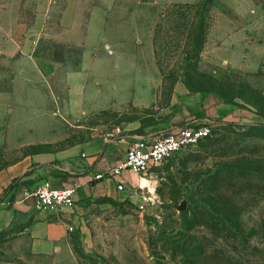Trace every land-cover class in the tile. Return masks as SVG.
Returning a JSON list of instances; mask_svg holds the SVG:
<instances>
[{"label": "rangeland", "instance_id": "1", "mask_svg": "<svg viewBox=\"0 0 264 264\" xmlns=\"http://www.w3.org/2000/svg\"><path fill=\"white\" fill-rule=\"evenodd\" d=\"M14 1L31 13L32 0ZM89 1L80 10L94 20L76 24V39H54L62 30L53 23L39 41L34 55L62 65L54 78L28 69L31 83L15 80L0 63V169L87 142L102 127L173 130L194 93L226 96L229 111L198 145L141 176L149 186L77 202L61 250L32 254L16 219L0 232V264H264V74L226 70L209 54L217 17L264 0ZM88 26L95 34L83 54ZM72 72L84 74L82 98L66 96ZM34 83L43 95L29 93Z\"/></svg>", "mask_w": 264, "mask_h": 264}, {"label": "crops", "instance_id": "2", "mask_svg": "<svg viewBox=\"0 0 264 264\" xmlns=\"http://www.w3.org/2000/svg\"><path fill=\"white\" fill-rule=\"evenodd\" d=\"M21 1V0H20ZM103 5L113 0H99ZM135 1V0H134ZM139 1V0H136ZM32 11L29 14L21 9V2L4 0L3 11L0 13V63L10 65L15 80L31 83L24 71L32 69L37 75L51 80L62 67L61 64L48 57L34 55L40 39L51 37L52 27L56 23L62 33L54 34V39L64 41L65 37L76 39L79 22H93L94 18L86 17L80 8H93L89 0H32ZM27 4L24 6L26 7ZM62 6V8H61ZM18 7V10L16 9ZM58 7L61 9L58 10ZM57 8V9H56ZM55 27V26H54ZM210 60L242 74H264V4L253 3L244 5L242 14L232 18L217 17L212 25ZM95 34L93 27L82 31L78 38L82 39L83 54ZM57 35V36H56ZM65 36V37H64ZM75 44V43H73ZM36 75V76H37ZM84 79L83 72L65 73L63 80L72 86L68 89L67 98H82ZM63 84V83H62ZM75 85V86H74ZM31 94L37 97L43 95L38 83H34ZM205 98V99H202ZM226 96L211 93L207 97H199L194 93L186 98V104L191 107L181 109L177 113V126L186 124L192 118H210L213 122L219 116L228 113ZM189 106V105H188ZM45 117V116H44ZM216 117V118H214ZM133 126L121 130L129 135L150 136L154 133L133 131ZM111 131V130H110ZM109 131V132H110ZM106 127L92 133L87 142L67 148L54 150L50 153H39L24 157L0 169V232L8 229L16 219L21 228L18 234L26 237L28 248L34 255H48L61 250L67 243L68 228L71 226L74 208L77 202L91 196L96 198L117 199L125 191H118V180L128 186H138L139 179L135 174L125 171L120 179L106 178L100 182L91 181L94 174L106 172L122 160L126 148L124 135L106 143L104 135ZM162 133V132H161ZM53 187L79 184L72 208H62L59 211H35L29 200H24L25 193L32 191L42 184ZM13 187L10 188V186ZM31 219L26 224V221Z\"/></svg>", "mask_w": 264, "mask_h": 264}, {"label": "built area", "instance_id": "3", "mask_svg": "<svg viewBox=\"0 0 264 264\" xmlns=\"http://www.w3.org/2000/svg\"><path fill=\"white\" fill-rule=\"evenodd\" d=\"M215 122L209 118H192L186 124L177 126L173 130L159 134L143 136L129 135L121 128L116 127L104 135L106 143H109L121 135L127 137L122 160L113 165L106 172L93 175L91 181L100 182L106 178H119L124 171H130L141 177L161 164L167 162L177 153L187 148L198 145L202 140L211 135ZM80 185L53 187L50 184H42L32 191L25 193L24 200H29L35 211H59L64 207H72L75 204V196ZM118 191H125L122 181L116 185ZM3 201L0 200V206Z\"/></svg>", "mask_w": 264, "mask_h": 264}, {"label": "bare ground", "instance_id": "4", "mask_svg": "<svg viewBox=\"0 0 264 264\" xmlns=\"http://www.w3.org/2000/svg\"><path fill=\"white\" fill-rule=\"evenodd\" d=\"M149 181L147 179L141 178L139 179V186L140 187H146L149 186Z\"/></svg>", "mask_w": 264, "mask_h": 264}, {"label": "water", "instance_id": "5", "mask_svg": "<svg viewBox=\"0 0 264 264\" xmlns=\"http://www.w3.org/2000/svg\"><path fill=\"white\" fill-rule=\"evenodd\" d=\"M185 207H186V202L184 201V202H182L180 204V206H178L177 210L178 211H184L185 210Z\"/></svg>", "mask_w": 264, "mask_h": 264}, {"label": "trees", "instance_id": "6", "mask_svg": "<svg viewBox=\"0 0 264 264\" xmlns=\"http://www.w3.org/2000/svg\"><path fill=\"white\" fill-rule=\"evenodd\" d=\"M13 187V185L10 186V188Z\"/></svg>", "mask_w": 264, "mask_h": 264}]
</instances>
